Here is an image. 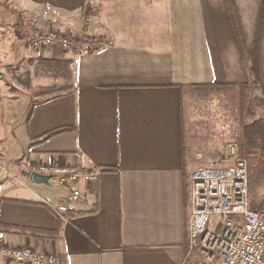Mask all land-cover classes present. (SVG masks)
<instances>
[{
	"label": "crops",
	"instance_id": "crops-1",
	"mask_svg": "<svg viewBox=\"0 0 264 264\" xmlns=\"http://www.w3.org/2000/svg\"><path fill=\"white\" fill-rule=\"evenodd\" d=\"M24 1L47 7L56 31L111 43L89 55L66 51L70 84L25 107L10 109L0 83L4 245L57 252L70 264H194L190 146L200 142L188 130L225 129V86L239 100L238 85L253 79L245 53L262 0ZM22 160L103 172L83 185L64 223L55 207L68 188L30 182ZM0 264L22 263L0 254Z\"/></svg>",
	"mask_w": 264,
	"mask_h": 264
},
{
	"label": "built area",
	"instance_id": "built-area-1",
	"mask_svg": "<svg viewBox=\"0 0 264 264\" xmlns=\"http://www.w3.org/2000/svg\"><path fill=\"white\" fill-rule=\"evenodd\" d=\"M111 43L106 37L59 31L39 32L30 39L35 48L59 47L77 55H89ZM204 163L195 168L190 181L191 211L188 221L189 249L206 264H264V202L252 208L249 166L237 142L229 141L219 152L199 155ZM25 168L52 175L51 182L68 188L55 207L59 218L72 220L74 204L86 195V187L99 182V166H62L22 160ZM89 189V188H88ZM0 230V254L22 264H70L69 258L32 247H6Z\"/></svg>",
	"mask_w": 264,
	"mask_h": 264
},
{
	"label": "rangeland",
	"instance_id": "rangeland-1",
	"mask_svg": "<svg viewBox=\"0 0 264 264\" xmlns=\"http://www.w3.org/2000/svg\"><path fill=\"white\" fill-rule=\"evenodd\" d=\"M49 13L52 12L44 5L24 0H0V83L10 109L13 106L17 109L19 105L25 107L34 98L57 93L71 82L70 65L67 62L63 64L66 50L59 47L35 48L30 44V39L39 32L55 31L50 26V21L46 20ZM254 46L255 43L252 50ZM261 52V70L256 75L250 71L253 79L246 82L244 108L241 107L240 97L238 100L233 87L225 86V129L219 127L222 122H210L202 129L188 130L200 142L194 148L190 146V150L195 151L192 153L197 167L204 163V157L199 155L217 153L229 141L237 142L244 156L247 151L259 152L258 149L248 147L243 132L246 125L264 119V33ZM250 53L251 50L247 49L245 56L250 61L249 68L252 65ZM51 56L54 58L50 59ZM219 104L218 100H214L209 105L212 106L211 110L219 112ZM209 105L207 103L206 108ZM5 168V164L0 161V170ZM251 200L255 205L264 202V178L256 191L251 192ZM192 261L194 264H206L198 252H195Z\"/></svg>",
	"mask_w": 264,
	"mask_h": 264
},
{
	"label": "trees",
	"instance_id": "trees-1",
	"mask_svg": "<svg viewBox=\"0 0 264 264\" xmlns=\"http://www.w3.org/2000/svg\"><path fill=\"white\" fill-rule=\"evenodd\" d=\"M92 15V9L88 6L85 9V17H89ZM264 33V0H262L261 11L259 14L257 31L255 36V46L250 53L251 58V68L250 71L256 75L261 70V56H262V38ZM239 88V97L241 102V107H245L246 104V91H247V84L240 83L238 85ZM243 136L245 140L249 144V148L258 149L259 152L255 150L247 151L246 152V159L249 166V191L250 197L251 192H255L256 188L262 183L264 178V119H258L248 124L244 127ZM240 147V145H239ZM241 150V147H240ZM242 152V150H241ZM252 208H256L259 205H255L253 200L250 203Z\"/></svg>",
	"mask_w": 264,
	"mask_h": 264
},
{
	"label": "water",
	"instance_id": "water-1",
	"mask_svg": "<svg viewBox=\"0 0 264 264\" xmlns=\"http://www.w3.org/2000/svg\"><path fill=\"white\" fill-rule=\"evenodd\" d=\"M21 174L29 178L30 182L37 184H46L49 186H55L53 182H51L50 178L52 175L42 174L35 171H29L25 168L21 169Z\"/></svg>",
	"mask_w": 264,
	"mask_h": 264
}]
</instances>
